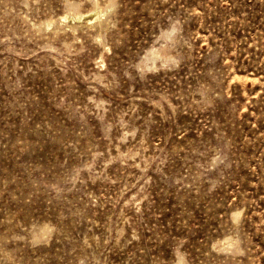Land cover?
I'll return each mask as SVG.
<instances>
[{
	"label": "rangeland",
	"instance_id": "rangeland-1",
	"mask_svg": "<svg viewBox=\"0 0 264 264\" xmlns=\"http://www.w3.org/2000/svg\"><path fill=\"white\" fill-rule=\"evenodd\" d=\"M0 264H264V0H0Z\"/></svg>",
	"mask_w": 264,
	"mask_h": 264
}]
</instances>
